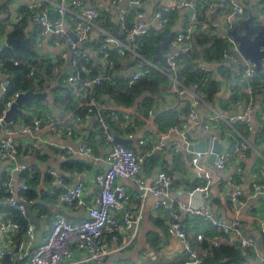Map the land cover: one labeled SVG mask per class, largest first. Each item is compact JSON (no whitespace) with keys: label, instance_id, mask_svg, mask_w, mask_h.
Listing matches in <instances>:
<instances>
[{"label":"built area","instance_id":"1","mask_svg":"<svg viewBox=\"0 0 264 264\" xmlns=\"http://www.w3.org/2000/svg\"><path fill=\"white\" fill-rule=\"evenodd\" d=\"M60 1L58 5H55L57 17L54 19L50 17L46 9L52 3L50 0H33L28 9L32 11V19L40 28L41 34L51 33L54 35L55 45L60 49V56L55 62H52V75L55 78L62 79L63 85L67 87V93L76 101L78 109L86 112L84 117H75L77 120L75 131L92 123L96 125L103 143L109 148L106 156L107 170L97 173L94 177V183L99 188V195L95 199L94 204L87 207V218L80 222L72 223L61 214H56L52 221L51 230L46 233L44 241L39 245L36 244L37 226L30 223L22 241L18 243L15 249L8 252L7 248L4 247V238L18 234L21 231V226L6 213L5 218L0 220V259L10 256V260L14 263L27 259V264H72L71 259L74 253L83 251L86 254V258L82 261L83 263L105 264L111 254L107 238L112 243L125 249L136 241L141 225V215L133 216L129 212L128 206L132 197L125 187L118 183L119 179L133 181L140 189L139 199L142 201H146L149 196H153L157 199V208L168 206L172 208L174 206L168 202L174 177L168 172L160 171L156 174L153 183L148 184L141 176L144 155L128 149L124 145L115 144V138L117 137L115 134L130 141L136 138L139 116L135 113L121 111L112 102L101 100L95 94L97 88L113 80V72L115 70V59H112L113 51L121 58L131 55L143 59L139 54L140 42L152 30L165 29L170 22V15L177 10L191 12L187 24L176 33L170 42L171 46L167 55V62L171 69L167 70L157 64L148 63L146 68L137 71L132 76L130 84L136 83L142 77L150 75L155 70L162 73L172 71L174 74L171 75L173 90L180 98L189 97L191 99L192 110L188 117L189 120L197 122L199 119L197 109L204 104V99L194 88L182 86L176 74L180 69V57L189 51L192 39L205 32H210L211 29L216 27L213 21L202 18L201 8L204 6L205 10L215 9L216 7L220 9L224 16L227 38H229L231 44L230 50L223 54V60L229 61L234 65L240 64L243 60L245 67L243 78L247 85L241 87V91L248 99V102L242 113L230 117L216 113L217 116H213L209 123L202 125L205 137H212L213 140H218V138L211 134L210 130L217 126H226L227 129L234 131L240 137V141L235 144L233 152L226 150L217 155L215 168L219 171L227 168L231 158L245 157L250 152H258L257 148L237 132L235 127L238 124H245L249 129H252L254 100L258 95L264 96V77L259 74L264 72V63L263 69L258 71L254 64L247 62L239 53L238 44L229 34L232 29L241 25L242 17L245 15V5L249 0H217V2L215 0H175L172 8L158 10L155 15V21L151 24H146L142 21L143 16L140 13L141 2L139 0H112L111 5L118 9L119 31L125 35V39H120L112 32L97 27L101 14L97 8L89 6L85 0ZM122 4L124 5L120 7ZM262 16H264V13L260 11L258 19L260 18L259 20H261ZM68 17L70 22L66 20ZM23 18L24 15L16 12L4 29L0 28V44L5 45L4 48H11L6 44L8 36L12 33L11 29L13 26L21 23ZM260 25L264 26V22H261ZM96 28L101 34L99 47L96 49L82 47L81 44L90 40V36ZM72 35H76L79 41L75 42ZM2 49H0V52ZM93 51L98 52L97 54L100 55L101 61L107 65L106 70L96 76H92V71L85 66V64L93 61ZM61 61L70 63L72 67V71L64 76H62ZM81 61L84 64L80 66ZM14 66H22L27 69L28 79L32 80L36 89H39L40 83L47 78L46 68L40 64L39 58L35 57L32 62L16 60L14 61ZM204 70L209 72V69L204 68ZM0 79V102H2L8 98L7 93H9V88L11 87V76L3 70L1 64ZM238 83L234 81L232 90L239 86ZM34 92L36 93V91ZM24 93L26 92L21 91L9 96L10 98L5 102L0 114V129H3V135L0 137V160L2 161H16L19 157L22 158V149L15 140V136L18 134L28 136L33 142L39 141L37 135L44 129L56 134H74L70 128L63 127L62 122L53 119L49 112L37 114L30 111L27 113L21 107L22 113L17 114L10 122L6 123L7 113L12 109L13 104L19 99L20 95ZM36 107L37 105L35 104L32 109L34 110ZM25 114L29 116V122L23 117ZM263 129L260 128L259 130L263 131ZM189 131L187 124L172 126L159 140L141 139L138 145L140 147H148L152 154H164L173 157L184 153L185 149L189 150L190 145L187 143ZM172 135L180 137L184 143L186 142L185 145L171 142L169 138ZM48 146L59 150L64 161L70 160L74 155L87 156L95 161H100L99 157L95 155L94 148L88 144H82L77 148L65 147L55 143H49ZM36 152L43 155V153H40L39 147ZM192 153L193 158L190 161L192 167L198 171L200 178L210 179L209 173L200 166V160L206 153ZM27 170L28 166L26 165L13 166L11 171L6 174L5 179L0 180L6 190L5 196L0 198V207L5 210L17 209L23 215H26L25 204L33 203L20 195L21 192L30 190L28 180L22 177ZM238 172L240 178L239 180L236 179L240 184H244L247 179H244L243 169L238 168ZM75 173L79 174L78 172ZM15 175H19V177H15ZM49 176L53 183L65 186L64 173L49 171ZM262 177H264V170H259V172L252 174L249 178L253 182V186L260 190V194H262L261 190L264 188L263 183L260 182ZM236 182L233 178L229 179V185L233 187L229 202L237 212L236 218L232 223L218 221L210 209L205 206L193 208L179 203L177 207L191 216L206 218L213 228L219 233L227 235L230 242H235L241 249L255 248L256 240L249 236L246 237V231L242 226L240 218L242 190ZM194 192L207 193V188L197 187ZM83 195L84 185L81 183L59 195H55L53 191L46 193V196L56 199L54 202L55 208L59 209L61 205H68L75 210L86 207ZM247 208L249 211H253L251 205ZM114 210L120 212L121 217L114 216L112 214ZM167 233L179 239L184 244L188 254L185 261L177 264H203L204 255L194 248L193 242L181 222L174 221L168 228ZM204 240L203 235L197 236V241L202 242ZM214 245L218 246L219 244L215 243ZM256 257L257 264H264L263 256L257 253ZM242 264L248 263L244 262Z\"/></svg>","mask_w":264,"mask_h":264},{"label":"crops","instance_id":"2","mask_svg":"<svg viewBox=\"0 0 264 264\" xmlns=\"http://www.w3.org/2000/svg\"><path fill=\"white\" fill-rule=\"evenodd\" d=\"M50 1L52 3H50L46 9L49 12L50 17L54 19L57 17L55 5H58L61 1ZM85 1L89 6L97 8L101 14L97 27L113 33L115 29L114 25L117 24L119 26V18L117 15L118 9L111 5L112 0ZM139 1L141 2L140 13L143 16L142 21L146 24H151L155 21L156 12L160 9L172 8L175 0ZM215 1L217 2V0ZM32 2L33 0H0V23L4 25L0 28H4L5 25L9 23V20L14 17L16 12L24 15V18H29L31 21L29 26L30 29L26 32V34L34 38L36 58H39L40 64L46 68L45 65L47 62H55L59 58L60 49L55 45L54 35L51 33L41 34L40 28H38L33 21L32 11L28 9ZM123 5L124 4L120 5V7ZM201 9L205 13L204 14L202 12V18L208 21H213L216 24V27L211 29L210 32H205L203 34H207L210 37H227L228 34L225 27L224 16L220 9L216 7L215 9L205 10L204 6ZM250 11L258 16H260V11L261 13H264V0H249V2L245 5V15L242 17V20L249 17ZM173 13H175V18L173 19V26L171 30L172 34H164L167 28L166 27L163 30H157L159 31L160 36L172 37L173 39L176 33L187 24L191 12L177 10ZM262 18L263 16L261 19ZM66 20L70 22L69 17ZM108 20L111 23L109 27L106 26V22ZM34 35L36 36L34 37ZM89 41L91 42L89 49H96L99 47L101 43V34L97 28L90 36ZM170 46L171 44L168 45L167 51L165 50L163 53L166 57L170 52ZM97 53L98 52L96 51L92 52V62H95L99 66L101 72L105 71L107 65L105 62L101 61L100 55ZM116 57H118L117 53ZM127 57L128 59H126ZM136 59L139 58L131 55H128L125 58H116V60H121L122 62L120 70L117 71L123 72L126 76H129L131 80L132 76H134L137 71H141L146 68L148 63H153V60L148 61L143 57L144 60H141L145 62V65L142 66L141 64H137L135 62ZM223 63L232 66V63L229 61L223 60ZM153 64H157L163 68L160 63ZM60 65L62 67V76L72 71L70 63L61 61ZM238 65L244 66L243 60ZM202 67L209 69V72L211 73L215 72L217 69V65H208L205 64V62L204 64L202 63ZM165 73L167 74L168 72ZM233 79L234 77L232 76V85L231 83L223 84L221 93L219 94L215 104L209 105L204 101V104L197 109V115L199 118L197 122L189 120L188 117L192 110L191 99L189 97L180 98L173 90V86L169 90L162 91L160 97L155 99L148 115H146L144 111L140 112L137 105L128 108H120L114 102L109 100V96L105 97V100L112 102L121 111L135 113L139 116L136 138L132 140V145H129V147L144 155V164L142 166L141 173L142 178L148 184H152L156 174L160 171L168 172L174 177L173 187L168 199V202L174 205L172 208H169V206L157 208V199L153 196H149L146 201H142L139 199L140 189L133 181L122 179L118 180V183L121 186H124L126 191L132 197L128 206L129 212L133 216L141 215V225L136 241L125 249L115 243H112L110 239L107 238L111 254L105 264H177L185 261L188 254L184 244L179 239L174 238L167 233L168 228L174 221L181 222L184 230L193 242L194 248L199 250L201 253L203 252L200 249L201 242L197 241L198 235H203L205 240L214 244L223 243L227 239L230 244L236 245L235 242H230L227 235H223L213 228L206 218L191 216L188 213L181 211L177 206L179 203L193 208H201L202 206H205L210 209L218 221L226 223L234 222L237 212L232 208V205L229 202L230 193L233 191V187L229 185V179L233 178L235 182L237 179L239 180V178L236 177L239 176L238 168L243 169L244 179L246 178L245 174L247 172H249L251 176L252 174L259 172V170H264V142L258 146L257 153L250 152L245 157L231 158L227 168L219 171L215 168V166L210 165V155L213 152L212 144L215 142H219L222 145L227 144L223 151L229 150V147L232 144V139L234 137L236 138L237 134L234 131L227 130L226 126H217L212 128L210 130L211 134L217 136L218 140H213L212 137L210 138L207 136L211 140V146L200 160V166L210 175V179L208 180L200 178L199 173H197L198 171L192 167L190 161L191 158H193V153H190L189 150L185 149L184 153L170 157L164 154H152L148 147H140L138 145V142L141 139L159 140L160 137L169 129L168 128L165 132L161 131L155 124L156 118L163 111H173L179 115L181 123L175 124V126L181 124H187L189 126L190 133L187 143L190 146L200 143L206 136L203 133L202 125L209 123L213 116H217L216 113L230 117L242 113L245 109L248 99L245 96L244 98L233 97ZM43 92L48 93L50 100H45V102L40 104V107L44 108V111L37 112V106L33 112L37 114L49 112L53 119L62 122V126L70 128L73 130L74 134L62 135L58 133H51L47 129H44L41 133H39V135H37L39 138V141L37 142H33V140L28 136H24L22 134L15 136L16 142L22 149V159L29 161L30 164L28 167L30 169H33V171L36 169L37 176L34 183H32V188L33 191L37 193L38 198L29 205L32 206V212L35 217L39 219V223L35 224L37 226L36 244L38 245L44 241L46 233L50 230L52 221L56 214L67 212L65 216L68 219L65 216L63 217L72 223L80 222L81 220L87 218V207L92 206L95 199L99 195V188L94 183V177L97 173L107 170L106 156L109 150L107 145L103 143L101 134L97 131L94 123L87 126L90 130L87 131L86 135L85 128L87 127H80V129L75 131L77 120L75 119L73 112L69 111L65 114V106L58 105L56 107L54 105V99L49 91H43L41 89L36 91V93ZM263 105L264 96L258 95L254 100V118L252 119V129L250 130V135L247 137V140L252 145H254L257 140V134L261 132L259 129L264 128ZM156 108L159 113L155 117L154 123L152 124V112ZM258 116H261V122H259ZM255 123L257 129L254 128ZM2 135L3 129L1 128L0 137H2ZM115 135L118 136V134ZM169 140L171 142H178L181 145H185L186 143H184V141L176 135H172ZM228 141L231 142L228 143ZM49 143L73 148H77L82 144L91 145L94 148L95 155L99 157L100 161H95L87 156L74 155L70 158V160H73L77 164L79 163L78 165H80V169H72L70 171L64 168L67 161L63 160L62 154L59 150L49 147ZM34 145L36 146L34 147ZM38 147L40 148V153H43V155L36 152ZM13 166L18 165H13L11 161L0 160V180H3L6 177V174L11 171ZM49 171L64 173L65 178H67V181L65 179V186L53 183L49 176ZM75 172H78L79 174H76ZM15 177H19V175H15ZM49 178L50 180H48ZM247 180H245L244 184H240L238 181L236 182L242 190V196L240 198V218L242 226L246 231V237L249 236L256 240V246L255 248L250 249V255H247L246 263L257 264V253L264 257V188L261 190L262 194H260V190H257L253 186V182ZM260 182L264 185V177L260 179ZM79 183L84 185L83 200L86 207L75 210L68 205H61V207L57 209L54 207V201L51 202L50 199L43 202L41 201V197L46 195L49 191H53L55 195H59ZM197 187L207 188V193L194 192ZM260 195L263 196V198L260 197ZM39 202L41 203L39 204ZM38 204L39 206L34 207ZM250 205L253 207V211L248 210L247 207H250ZM51 214L54 215L52 216ZM112 214L116 217H121V213L117 210H114ZM5 216V214L0 213V220L5 218ZM213 229L216 230L217 235L215 237L208 238ZM17 242V237L13 235L7 236L4 238V247H6V250L10 252L17 247ZM203 255H205V253H203ZM85 258L86 254L83 251H76L71 259V263L96 264L83 263L82 261Z\"/></svg>","mask_w":264,"mask_h":264},{"label":"trees","instance_id":"3","mask_svg":"<svg viewBox=\"0 0 264 264\" xmlns=\"http://www.w3.org/2000/svg\"><path fill=\"white\" fill-rule=\"evenodd\" d=\"M202 12L204 13V11ZM174 15L175 13H172L170 15V22L166 26L167 28L164 34H172L171 30L173 26V19L175 18ZM30 22L31 21L29 18H24L21 23L14 25L11 29L14 39L20 41L26 39L30 40V48H19L17 51H14L11 48H4L0 52V64L2 65L3 70H5L11 76V87L9 88V93H7L8 98L6 99V101L9 100V96L15 94L16 92H28L30 90L38 91L39 89H41L43 91H49L51 93L54 99V105L56 107L58 105L65 106V114L70 111L73 112L75 117H84L86 112L82 109L77 108V103L74 101L73 97L67 93V87H64L62 79L58 77L55 78L52 75V62H47L45 65L47 78L44 80V82L40 83L39 89H36L32 80L28 79V71L25 67L14 66V61L16 60L32 62L36 57L34 38L26 34V32L30 29ZM109 25H111V23L108 20L106 22V26L109 27ZM3 26L4 25L0 23V27ZM237 28L240 32L244 31V27L242 24ZM255 28V33L260 30L264 31V28H259L257 26H255ZM35 36L36 35H34V37ZM227 37H210L207 34H200L192 39L189 51L180 57V69L176 74L178 81L182 86L194 88L195 91L200 94L203 97L204 101L209 105L215 104L219 94L221 93L224 83H231L232 85V76L234 77V81L239 82V86H236L235 89L232 90L233 97L244 98V95L241 91V87L247 85V83L243 79V73L245 70L244 66L234 64H232V66L226 65L222 60L223 54L226 51L230 50L231 47L229 38ZM160 40L161 39L159 31L152 30L151 33L140 42L139 54L148 61L153 60L156 54V47L161 43ZM202 56L204 57L205 64L217 65V69L215 70V72L211 73L204 70L201 63ZM116 58L118 57H116V53L113 52L112 59H115L114 62L116 66L115 71L113 72V80L97 88L95 90L96 96L101 100H105V97L109 96V100L114 102L120 108H128L137 105L140 112L144 111V113L148 115L151 111L152 104L155 102V99L157 97H160L162 91H166L172 88V71H168V73L165 74L155 70L150 75L142 77L139 81L131 85L130 77L126 76L123 72L117 71L120 70L122 62L121 60H116ZM126 59H128V57ZM135 62L137 64H141L142 66L145 65V62H143L141 59H136ZM83 64L84 62L81 61L80 66ZM85 66L92 71V76H96L102 73L99 69V66L95 62L85 64ZM259 74L261 77H264V72H260ZM50 84L52 85V87ZM6 101L4 100L0 102V114L2 109L4 108ZM43 102L45 101H25L23 102L21 108L28 113L35 110L32 109V106L36 104L38 106L37 112H42L44 111V108L40 107V104H42ZM23 117L27 120V122L30 121V118L27 114L23 115ZM258 118L259 122H261V116H258ZM178 123H181L180 117L176 112L173 111H163L155 120L156 126L164 132L168 128L175 126V124ZM235 128L244 138L248 139L247 137L251 132V129H249V127H247L245 124H238ZM256 137L257 140L254 146L258 148V146L264 142V129L259 134H257ZM239 141L240 137L236 135V138L234 137L232 139V144L230 145L228 151L233 152V150H235V144ZM125 147L134 150L129 146ZM78 164L73 160H68L64 165V168L70 171L72 169H80V165ZM36 176V169H34L33 171V169H30L29 167L22 176L28 180L30 190L21 192L20 195L22 197H25L29 202H34L38 198L37 193L33 191L32 188V183H34ZM236 177L240 178L239 176ZM65 179L67 181V178ZM48 180H50V178ZM5 194V187L0 182V198L5 196ZM48 199H50L51 202L56 201L54 197H48L46 195H43L41 197L42 202ZM40 203L41 202H39V204ZM39 204L35 205L34 207L39 206ZM0 213L9 214L11 216L10 218H12L13 221L20 224L21 231L18 234L13 235L18 238L17 244L20 243L24 238L25 232L30 223L28 218L17 209L5 210L0 207ZM66 213L62 212L61 214L62 216H65ZM216 235L217 232L213 229L208 238L215 237ZM200 247L202 252L205 253V255L203 256V264H242L243 262L247 261L246 258L250 251V249H241L238 244H230L227 239L223 243H220L218 246H215L208 240H204L200 243ZM26 262L27 259L14 263L10 260V256H5L4 258L0 259V264H26Z\"/></svg>","mask_w":264,"mask_h":264},{"label":"water","instance_id":"4","mask_svg":"<svg viewBox=\"0 0 264 264\" xmlns=\"http://www.w3.org/2000/svg\"><path fill=\"white\" fill-rule=\"evenodd\" d=\"M261 22H264V16L261 20L258 19V16L254 15L251 11L249 13V17L246 19H243L241 24L244 27V31L240 32L237 27L232 29L230 31V36L233 38V40L238 44L239 53L241 56L247 61L255 65L256 69L258 71H261L263 69V63H264V31L260 30L257 33H255V26L259 28H264V26L260 25ZM114 31L113 34L117 36L120 39H125V35L120 34L119 32V26L117 24L114 25ZM72 38L75 42L79 41V38L76 35H72ZM160 39L162 41L161 44H159L156 47V54L153 58V63H160L164 68L170 70L171 67L167 62V57L163 54L164 51L167 49L168 45L170 44L172 37H164L160 36ZM6 44L11 47L14 51H17L19 48H30V41L28 39L20 41L14 39L12 33L9 34ZM91 45V42L83 43L81 44L84 48H89ZM5 45L0 44V49L4 48ZM201 62L204 64V57H201ZM50 100V97L48 96L47 92L43 93H35L33 90H30L24 94H21L19 99L13 104L12 109L7 113L5 122H10L17 114L22 113V109L20 108L23 102L25 101H45ZM159 111L156 108L152 112V118L151 122L154 123L155 117L158 115ZM254 128L257 129L256 123L254 124ZM89 127L85 128V135L87 131H89ZM231 141H228L230 143ZM115 144H120L124 146L132 145V141L126 140L120 137L115 138ZM211 146V140L210 138L206 137L204 138L200 143L197 145H192L188 149L191 152L194 153H206L208 149ZM227 146L222 145L219 142H215L212 144L213 152L210 155V165L215 166V160L218 154H220L224 148ZM12 164H18V165H26L28 166L30 163L29 161H26L19 157L16 161H11ZM198 173V172H197ZM245 177L249 180L250 173L247 172L245 174ZM260 197L263 198V196L260 195ZM25 213L26 216L29 218L30 222L34 224L39 223V219L35 217V215L32 212V206L29 204H25Z\"/></svg>","mask_w":264,"mask_h":264}]
</instances>
